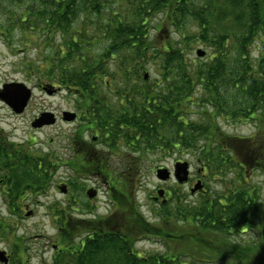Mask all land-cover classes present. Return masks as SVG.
<instances>
[{
    "label": "trees",
    "instance_id": "16d2710c",
    "mask_svg": "<svg viewBox=\"0 0 264 264\" xmlns=\"http://www.w3.org/2000/svg\"><path fill=\"white\" fill-rule=\"evenodd\" d=\"M161 13L183 34L158 48L150 22ZM188 24L196 40L187 34ZM15 30L45 35L52 45L58 36L52 54L61 71L59 82L75 87L85 101L86 123L77 136L96 131L114 158L121 149L143 154L201 148L203 171L225 177L236 170L242 182L223 192L203 186L196 202L171 190V200L151 221L129 185L127 170L134 174L136 158L113 167L108 157L104 168L105 162L91 152L78 155L72 161V188H79L84 175L104 176L115 207L94 217L91 208L82 220H73L77 210L74 201H67L61 212L67 222L53 264H264V198L257 186L245 182L251 165L264 177V0H0V36L9 40ZM96 38L106 41L98 56L88 51ZM196 42L211 47L205 63L186 55ZM158 57L163 78L150 86L147 64ZM107 58L116 61L115 73L105 69ZM108 75L121 81L116 92L132 91L119 93L121 108L110 109L107 103L105 91L113 85L104 82ZM191 97L202 107L203 123L184 114ZM219 114L234 122L258 118V131L251 137L226 134L215 119ZM1 134L0 129V162L19 164L20 175L36 173V161ZM35 180L22 182L28 189ZM254 228L262 231L257 242L232 239ZM150 236L163 239L167 249L140 253L136 244Z\"/></svg>",
    "mask_w": 264,
    "mask_h": 264
},
{
    "label": "rangeland",
    "instance_id": "374dc122",
    "mask_svg": "<svg viewBox=\"0 0 264 264\" xmlns=\"http://www.w3.org/2000/svg\"><path fill=\"white\" fill-rule=\"evenodd\" d=\"M164 14L161 13L152 17L151 19V40L153 45L158 48L162 44H166L167 40H181L183 30L181 31L177 26H173L170 22L163 20ZM220 23V26L225 25V21L215 18ZM158 27V28H157ZM187 34L192 35L196 40L195 30L190 24L187 25ZM221 31V30H219ZM46 36L41 34H31L27 32H20L15 30L9 37V40L0 36V89L7 83H23L32 91L31 99L25 110L21 113H16L5 101L0 99V129L6 142L10 140L17 143L21 147L23 154L29 156L33 161H36L38 166V174L43 175L44 181L49 177V181L53 179L49 185H45L42 189L36 186L33 188H26L28 183L23 184V190L16 199L12 202L10 208L0 201V213L3 225H8V229L0 231V247L8 250L12 255L10 264H53L57 255V247L59 246L60 232L63 229L64 223L62 209L64 204L69 200L74 201L72 207L77 211H72L73 220L81 219L88 215L89 209L95 208L91 217L98 215H106L113 211L114 207L110 202V185L105 181L104 176L101 178L96 176H89V174L79 177V188L72 189L70 193H62L59 191L57 183L60 186L68 184L76 175V166L72 161H77L78 155L82 157L87 155V152L97 158H101L106 168V161L109 160L113 167L115 162L120 163L121 166L129 161L132 162V157L136 158L135 166H137L134 174L128 170L129 185L137 197V201L145 215L151 221H155L156 211H159L162 203L156 201L154 195H157V189L163 188L166 191L167 201L171 200L168 192L176 191L182 195L186 193L188 198L196 202L201 197L202 191H191L194 184L197 182L196 177L203 181L204 191H220L223 192L234 186H239L242 183L236 173L228 171L227 176L211 175L207 170L203 171L204 167L201 148L191 150H174L166 153L157 152H125L124 149L118 152V156L109 155L107 150L108 144H103L101 136L96 131L90 129L83 132L80 138L77 133L81 131L83 124V104L85 101L81 99V95L75 90V87L69 88L68 85L60 83L61 71L58 70L57 65L53 61L54 48L58 44V36L53 45L52 41L46 39ZM106 41L97 39L92 40L89 46V53L98 56L105 49ZM202 48L206 53L204 56H197V51ZM211 47L202 42H196L192 50H187L186 55L190 60H197L204 63L207 62ZM153 52V51H152ZM254 52H256L254 48ZM156 54V52H153ZM52 56V57H51ZM58 60L57 56H54ZM110 58V57H109ZM107 58L105 69L108 72L117 71V63L115 60ZM161 57L156 60H151L147 64L148 78L150 80L148 85L153 86L160 82L163 78L160 71ZM202 59V60H201ZM52 64V65H51ZM117 75H119L117 73ZM115 77V76H114ZM112 75L104 77L105 81H112L113 85L105 91L109 96L107 103L110 109L121 108L119 93H126L127 90L117 91L120 86V79ZM146 81V80H143ZM19 89H11V94ZM132 94V91L125 95ZM118 95V96H117ZM184 114L188 119L203 123L200 105H197L194 97H191L185 106ZM73 113L76 115L73 120H65L64 115ZM42 114H53L55 123L34 127L33 122ZM260 114V113H259ZM88 115V114H87ZM86 114L84 116H87ZM89 117V116H87ZM226 116H215L221 131L226 134L240 135L251 137L256 135L258 131V118L250 119L249 121L234 122L226 119ZM264 124V123H263ZM264 130V126H263ZM203 143V139L201 140ZM205 145V144H204ZM126 148L125 146H123ZM106 152L104 157L99 154L101 151ZM126 150H128L126 148ZM127 154L128 158H125ZM132 156V157H130ZM188 161L190 163V179L188 182L180 183L173 176L167 181H161L157 177V169L160 167H167L173 172V166L177 161ZM70 161V162H69ZM31 162V163H32ZM69 162V163H68ZM73 164V165H72ZM31 165V164H30ZM104 168L103 171H104ZM123 168V167H117ZM127 168V167H126ZM133 167H130V169ZM229 170V169H228ZM74 176V177H73ZM36 180L42 178L35 177ZM245 182L258 187L259 195L264 198V177L260 170L250 168L245 169ZM33 181L30 182V185ZM83 187V189H81ZM94 188L96 195L93 198L88 197L87 189ZM68 192V191H66ZM19 197V198H18ZM63 202V203H62ZM28 206L34 213L27 215L26 213L17 209V206ZM161 211V210H160ZM159 211V212H160ZM31 213V212H30ZM113 213V212H112ZM158 213V212H157ZM264 214V213H263ZM158 215V214H157ZM5 218L7 220H5ZM82 220V219H81ZM191 227V226H190ZM189 227V228H190ZM188 228V229H189ZM262 231L257 229H248L241 234H233L232 239L239 243H255L259 240ZM17 241L18 245L15 246ZM246 241V242H245ZM15 246V247H14ZM136 248L140 253L149 252H164L167 247L163 239L150 236L141 240L136 244Z\"/></svg>",
    "mask_w": 264,
    "mask_h": 264
},
{
    "label": "water",
    "instance_id": "95a60500",
    "mask_svg": "<svg viewBox=\"0 0 264 264\" xmlns=\"http://www.w3.org/2000/svg\"><path fill=\"white\" fill-rule=\"evenodd\" d=\"M205 51L202 48H199L197 54L199 56H204ZM145 78H148V73L145 75ZM19 89L18 91H14L13 94L9 92L11 89ZM32 96L31 89L24 85L23 83H7L3 86L0 90V99L5 101L16 113H21L25 110L26 106L28 105ZM76 115L73 113L68 114V116L64 115L65 120H73L75 119ZM55 117L53 114H42L39 118H36L32 123L34 127H40L43 125L54 124ZM174 177L178 182L183 183L187 182L190 178V164L188 161H177L174 164L173 172L170 171L167 167H162L157 170V177L162 181H167L171 177ZM203 188V182L199 179L194 186L192 187L191 191L196 192ZM62 191L66 192L67 187L64 185L62 187ZM89 197L95 196V190L89 189L87 191ZM157 199L163 197V203L167 202V198L165 197V190L163 188L158 189L157 191ZM31 213L28 212L27 215ZM0 261L4 264H8L9 258L6 256V252L4 250H0Z\"/></svg>",
    "mask_w": 264,
    "mask_h": 264
},
{
    "label": "flooded vegetation",
    "instance_id": "af4514ba",
    "mask_svg": "<svg viewBox=\"0 0 264 264\" xmlns=\"http://www.w3.org/2000/svg\"><path fill=\"white\" fill-rule=\"evenodd\" d=\"M0 149H2V147H0ZM2 156V155H1ZM17 166H20L19 164H13V163H5V162H0V201L5 203L9 208L13 202V198L18 196L23 190V179H26L27 177H30L32 179H35V177L37 176V178H42L41 180H35L34 183L31 184V186L33 188H35L36 186H38L39 188H43L45 185L43 184V182H46L47 185H49L51 182H53V179L49 181V177L47 176V178L44 181V177L41 174H38V171L36 170V173H32L31 175L29 173H25L23 175H20L21 172L16 170L15 168ZM39 168L41 167V163L38 164ZM200 179L199 177H196L195 180ZM72 183L73 181L68 182V184H66L67 186V193H70L72 188ZM57 187L59 189V191L61 190L62 186H60V183H57ZM157 196L154 195V198L156 201H161L160 199L156 198ZM19 198V197H18ZM16 200V199H15ZM17 209L23 211L24 213L27 212V210L29 209L28 206H17ZM11 210V208H10ZM32 213H34L32 211V209H29ZM0 218H1V213H0ZM5 220H7L5 218ZM0 229L2 231H5L8 229V225H3L2 221L0 220ZM0 230V231H1ZM0 249H4L3 247H0ZM7 255L9 256V263H11L12 260V255L11 253L6 250ZM0 264H2L0 262Z\"/></svg>",
    "mask_w": 264,
    "mask_h": 264
}]
</instances>
